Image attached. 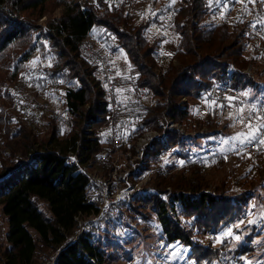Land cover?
I'll return each mask as SVG.
<instances>
[{"label":"trees","instance_id":"trees-1","mask_svg":"<svg viewBox=\"0 0 264 264\" xmlns=\"http://www.w3.org/2000/svg\"><path fill=\"white\" fill-rule=\"evenodd\" d=\"M224 2L229 5L227 10L215 2L209 7V0H175V3L151 0L148 12L144 13V18H139L134 11V0L113 3L103 0H0V147L4 146L0 148V210L8 220L5 243H0V264H37V255L43 248L60 249L54 264H105L108 256L116 257L115 248L119 243L95 237L91 230L69 243L78 226L74 216L80 214L84 218L98 211L95 204L86 200L90 180L75 164L67 162L69 147L83 162L97 160L101 155L110 156L113 147L102 130L113 119L131 111L143 113L144 118L137 122L141 128L129 133L124 150L132 149L142 127L162 131L159 121L165 117L180 123L187 131L205 126L216 130L221 121L193 115L190 103L205 97L211 99V93L217 88L225 87L234 93L256 86L254 78L244 69L250 64L258 66L263 60L250 36L254 21L264 15L262 3L256 0L248 5L251 14L244 11L238 15L232 13L237 7L233 0ZM63 4L66 5L64 14L49 20L47 31L43 32L37 20ZM149 8L156 15H152ZM172 9L170 24L177 41L171 55L163 53L159 61L158 53L167 39L164 18ZM221 11L225 12L223 19ZM161 16L164 18L160 19ZM154 24L158 25L156 30L160 34L151 28ZM96 28L108 33L104 41L113 49H124L136 67V76L130 80L135 94L133 99H119L115 89L122 83L120 81H115L113 90L109 89L98 61L82 47L81 41ZM44 36L48 38L47 55L51 65L46 71L51 81L62 85L64 106L72 122L65 136L52 113L44 116L42 124L47 129L41 134V126H28L22 109L14 105L17 95L13 93L23 81L25 65L37 47L43 46ZM250 46L252 51L248 54ZM229 66L235 68L231 76L227 75ZM256 74L264 78V70ZM142 88L152 93L156 98L154 103L141 101L139 91ZM215 112L217 117L219 110ZM90 119L92 132L83 128ZM165 133L166 140L157 139L147 149L149 166L167 160L165 164L172 170L178 166L179 159L192 160V151L182 140V133L176 129ZM207 143L216 144V140H207ZM262 148L250 152L258 156ZM111 164L109 158L105 170ZM256 165V175H261L264 161ZM201 172L197 164L174 170L167 176L156 171L141 192L125 197L124 202L149 211L148 218L152 217L158 224L166 243L188 247V259L197 264L213 263L228 251L235 257L249 253L252 243L242 242L230 247V238L213 246L195 238L196 234H215L237 221L249 219L244 209L250 199L247 192L235 197L221 189L214 195L201 192L206 186ZM172 206L175 210L179 208L185 221L172 218L169 213ZM123 214L124 210L107 223L110 230L124 225ZM247 235L250 240L255 234Z\"/></svg>","mask_w":264,"mask_h":264},{"label":"rangeland","instance_id":"rangeland-1","mask_svg":"<svg viewBox=\"0 0 264 264\" xmlns=\"http://www.w3.org/2000/svg\"><path fill=\"white\" fill-rule=\"evenodd\" d=\"M134 1L136 3V7L134 11L139 18H142L144 16V13L146 14L148 12V6L151 0H134ZM65 9H66V5L63 4L57 7L56 9H54L52 12L43 14L37 20V23L42 27V31L46 32L47 31L46 26L48 27L49 20L60 18L64 14ZM232 11H233L232 13H234L235 9H233ZM173 12L174 10L173 11L170 10V12H168L167 16L164 18L163 25L166 26L165 33L167 39L164 41V43H162L163 46H161L162 47L161 53H158L159 61L163 58L164 54L169 55L168 53H171V51H173V49L175 48L177 35L173 30L172 24H170V22H172V14H174ZM151 28L154 31H156L157 34H160L159 31L156 30V28H158L157 24L156 25L154 24ZM108 36H109L108 33L104 34L103 29L101 30L99 28H96L94 33L92 32V34L88 35V38L93 42L96 50L97 51L100 50L102 55H104V57L107 60H109L111 66L113 67L114 82L112 86H109V89L113 90L115 81L116 82L120 81L122 83L119 84L115 89V92L118 94L119 99L121 100H125L128 98L133 99L135 97V94L132 88V84L130 83L131 82L130 80L134 79L135 78L134 76H136V71H137L136 67L133 65L132 61L130 60L128 54L124 49L120 47H117L115 49L109 47V45L104 41L105 39L107 40ZM45 38L46 37L44 36V38L42 39L44 41V44L41 49V54L43 58L47 60L46 67H48L50 63L49 55H46L44 52H45V48L46 47L49 48V46H48V39ZM251 51H252V46L248 47L247 53L248 52L251 53ZM256 51L259 54H261L263 60L260 61L261 64L258 66L250 64L254 68L253 71L254 76L251 75L250 76L254 78V80L256 81V86L255 85L252 87L248 86L245 89L239 90V96L243 101V105H242L243 107H248L253 103L257 104V106L259 104H264V90L259 89V86L257 84V82L259 83L264 81V78H259L256 74V71L264 70V48L261 50V48L258 49L256 47ZM34 56L35 58L33 59L30 58L26 63L25 71L28 67H30L31 62L33 60H36V55ZM175 61L176 60H174V63H177V61L176 62ZM36 64L38 65V63ZM46 73L48 74V72ZM118 90H122V91H118ZM258 92L260 93L259 95ZM244 93H249V95H244ZM139 95L141 101L146 104L154 103L156 100V98L152 95V93L148 92L144 88H142L139 91ZM184 100H186V98H184ZM47 102L49 103V107H48L49 110L45 111L42 118L39 120L40 122L35 126L36 127L41 126L39 128L40 131L42 132L41 134L43 133L45 134L47 127L42 124V122L44 121V116L50 114L51 112H58L59 114H61V120L55 122L57 123V125L62 126V130H61L62 136H65L70 131L72 127V122L64 106L63 87L62 85H60L59 82L56 87L49 89L47 94ZM212 102H213L212 99H208L206 97L201 98L195 102H191L190 109L193 115L195 116H199L203 118H213V117L217 118L218 120L221 121L219 127L215 130L205 126L200 130L187 131L181 125L185 130V133L186 132L188 133L182 137V140L186 142L190 147L192 151L191 154L192 160L184 161L183 159H179L177 161L178 166H176L172 170L168 168L164 160L157 161L156 165L165 166L168 170L166 174H164L161 169L157 171L158 173H161L163 176H167L168 174L172 173L174 170L188 169L191 165L197 164L199 167H201L202 169L201 175L203 176L206 182V186L205 188H202L201 192L206 191L214 195L217 189H221L231 192V197H235V195H238L241 192H247L250 195V199L247 202L246 207L244 206V209L246 208L245 209L246 216L251 220H256L257 223L248 224L247 221L249 219L243 220L244 224H242L239 227L241 228V230L237 231L236 229H234V232L237 235H240L241 239L239 241H234L232 240L231 237H228L226 239L231 238L230 240L232 241V243L230 247H234L236 244L246 242L249 244L252 243L253 249L245 255L242 256L237 255V257H235L233 253H230L231 251H228L221 259L213 263L203 262L198 264H246V260L244 258H247V260H252L253 264H256L257 261L264 262V218H262V213H264V168H263V173L261 175L258 174L256 175V169H257L256 162L258 163L264 161V149L263 148L261 149V154L258 156H254L253 155L254 152L252 153L248 152L253 156L249 157L248 153H245L242 156L240 155L237 157L238 152L234 153L233 151H236L240 147L245 146L247 143L241 144L239 141L232 140L231 137L235 136L238 132L241 131L246 132L248 131V129L244 125L239 124L236 119H233L232 116H230V114H236L237 109L240 107L231 108L229 110H223L222 108H220L218 102L215 101L216 102L215 104H212ZM216 109L219 110L217 117L215 115ZM131 112L134 113L138 111H131ZM257 114H252V115L256 116ZM259 114L264 115V112H261ZM244 116L246 118L248 117L247 111L244 113ZM121 117L122 116H120L119 118ZM165 119L166 117L160 119V122L163 121L165 123ZM254 120L255 119L253 118V123L255 124ZM132 124L133 123H131V125ZM109 125L110 123L107 126H105V128H103L102 130V132L105 133L106 141H107V134L109 132ZM161 128L163 130L159 131L160 133L169 130V129L164 130L163 127ZM217 133L219 135H216ZM208 136L210 139L208 138ZM207 140H211L213 142L216 140V144L210 143L211 145H213L211 146L207 143ZM225 141L228 142L225 143ZM3 147L4 146L0 148L2 149ZM207 151H225L226 153H229L231 151L232 153H229L230 155L225 154L222 158H218L211 163L205 162V164L203 165V163L200 161L205 157V153ZM241 152H245V151H241ZM224 158L228 160L223 161ZM174 159H175L174 156H172L171 160ZM181 161H183V164H181ZM108 170L109 168L105 170L104 167L102 168L101 171L104 175H107ZM148 181L143 184L142 189L139 190L138 193L144 189ZM134 194H127L122 198L119 210L120 211L124 210L123 219H122L124 225L123 224L119 225L116 229L112 228V230H110L107 224L114 217H110L109 219L102 217L95 221H90V215L83 218L87 220L83 232L87 230H91L95 233L94 234L95 237L100 236L101 239L108 238L111 239L110 241H115L119 243V245L115 248V251L117 252L116 257H113L112 255L108 256V259L105 264H197L193 259L190 260L188 259V254L190 252V249L188 247L180 244L166 243V240L161 236L158 224L155 222V220L152 219V217L148 218L149 211L143 208H135V205L132 206L131 204L124 202L125 197L132 196ZM253 205H255V207H253ZM44 208L45 206L42 205V209ZM171 209L173 210L174 207L172 206L169 211L170 215L174 220L181 219L182 221H185V217L181 215L178 207H176V210L174 209L173 211ZM239 222L240 221H237L233 225ZM227 228L218 231L215 234L210 233L209 235L206 236L196 234L195 238L198 239L203 244L206 245L211 244L213 246H219L222 243H216V237L219 236L223 231H226ZM7 230H8V220L0 210V243H5V234ZM79 232H80V228L78 225L76 230H74L72 236L69 238V243L70 241L72 240L76 241L79 238V236L76 237V233ZM210 232H214V231L211 230ZM250 232H253L255 235L252 236L250 240H247L248 238L247 234ZM172 245L182 246L181 251L176 256L175 259H173L169 255V253L173 251V248L171 247ZM59 251L60 249L55 250L53 248L41 249V251H39L37 255V264H53V262L57 258Z\"/></svg>","mask_w":264,"mask_h":264},{"label":"built area","instance_id":"built-area-1","mask_svg":"<svg viewBox=\"0 0 264 264\" xmlns=\"http://www.w3.org/2000/svg\"><path fill=\"white\" fill-rule=\"evenodd\" d=\"M105 2L113 3L117 0H103ZM235 2V0H233ZM261 2V0H258ZM264 7V2H261ZM235 12L238 15H242L243 5L236 3ZM240 4V5H238ZM264 18V15L262 16ZM260 18V19H262ZM256 19L253 23L255 27H252L250 36L253 39L256 47L261 50L264 48V24L257 23ZM46 26V30H47ZM45 39H48L47 37ZM43 41V40H42ZM81 45L85 52L93 59L98 61L99 68L102 74L104 82L108 86H112L114 82V70L109 60L105 57L100 56L96 50L93 42L86 36L82 41ZM43 46L37 47L31 58H35L38 61L36 67H28L24 73L23 81L19 84L16 89V100L15 107L21 108L24 116L25 123L28 126L37 125L42 118L45 111H48L49 103L47 102V94L49 89L56 87L58 82L51 81L46 73L47 60L43 58L41 49ZM48 48H45V54L47 55ZM176 62V61H175ZM235 68L229 66L227 69V75L231 76ZM254 68L252 65L247 66L244 72L254 76ZM259 89L264 90V81L257 82ZM228 96L237 97L233 101L226 99ZM213 101L218 102L223 110H229L231 108H238L243 105V101L239 96V92L235 91L230 93V90L225 87L217 88L210 95ZM22 101V103H21ZM259 109L264 110V104H259ZM264 112V111H261ZM260 112V113H261ZM56 122L61 120V114L58 112H51ZM253 114H257L254 112ZM144 118V114L141 112H128L125 113L121 118H115L109 125V132L107 134V141L113 147L111 156L102 155L98 160H88L83 162L77 152L73 148L69 147L67 152V162L75 164L90 180L91 186L86 195L88 203L95 204L98 207L97 212L90 214V221L98 220L102 217L109 219L110 217H116L120 214V204L122 198L127 194H134L142 189L144 183H146L151 175L157 171L162 170L164 174L167 173L165 166H149L150 158L147 152L149 146L157 140H165V131L159 132L157 129H149L146 126L142 127L141 133L138 135L132 149H123L125 143L128 142L129 133L131 130L136 131L141 128V125L137 124L138 121ZM131 123H133L131 125ZM159 125L165 129L176 128L184 136L185 130L180 123L175 122L172 118L166 117L165 123L159 121ZM83 128L88 131H93L92 119L86 121ZM192 133V132H190ZM259 139V137H258ZM1 143V136H0ZM257 141L247 143L245 146L240 147L236 152H250L255 150ZM36 148L39 150L40 144H36ZM61 151L60 148H58ZM229 153H232L231 151ZM225 151H207L205 157L200 161L203 165L211 163L218 158H222L225 154L230 155ZM109 158L112 160L111 167L108 170L107 175L102 173V168L106 167ZM122 167V168H121ZM173 211V210H172ZM78 222L80 232L76 233V237L80 236L85 229L87 220L83 219L80 214L74 216ZM156 229V228H155ZM75 240L70 241V243ZM56 261V260H55ZM53 262V264L55 263Z\"/></svg>","mask_w":264,"mask_h":264},{"label":"snow or ice","instance_id":"snow-or-ice-1","mask_svg":"<svg viewBox=\"0 0 264 264\" xmlns=\"http://www.w3.org/2000/svg\"><path fill=\"white\" fill-rule=\"evenodd\" d=\"M218 3L221 5V7L224 10H227L229 5L228 3H225L224 0H209V7H211L212 3ZM236 3H241L244 7H243V11L248 12L249 14H251V10L248 8L249 4H254L256 3V0H235ZM261 2H264V0H261ZM172 3H175V0H172ZM149 12H151L152 15H156V12H152L151 9L149 8ZM160 19H163L164 17H159ZM220 18L223 19L225 18V12L221 11L220 13ZM257 23L259 24H264V18L260 19L257 21ZM253 27H255V25H253ZM169 55H171V53H168ZM37 61L33 60L30 64L31 67H35L36 66ZM49 66H51L49 64ZM119 74V73H118ZM61 83H63V81H60ZM118 91H122V90H118ZM13 95H16V93H13ZM244 95H249V93H244ZM227 100L229 101H233L235 99H237V97L234 96H228L226 97ZM22 103V101H21ZM216 102L213 101L212 104H215ZM220 107H223V105H219ZM247 111L248 113V117L246 118L244 116V113ZM261 111H264L262 109H259L257 104L253 103L248 107H240L237 109V113L236 114H230V116H232L233 119H236L237 122L241 125H244L248 131L244 132H238L235 136L231 137L232 140H236L239 141L241 144H245V143H252L253 141H257L256 143V147L259 150L261 147H264V115L259 114ZM256 112L258 113L255 117H253V113ZM253 118L257 121V123H253ZM259 137V139H258ZM228 141H225V143H227ZM238 154H243V153H239ZM248 156L250 157L251 154L248 153ZM167 162V160L165 161ZM181 164H183V161H181ZM253 207H255V205H253ZM262 218H264V213H262ZM248 224H253V223H257L256 220H251L249 219L247 221ZM242 224H244V221L241 220L239 223L228 227L226 231H223L219 236L216 237V243H224L225 239L228 237H231L232 240L234 241H239L241 239L240 235H237L234 232V228H239ZM173 248V251L169 253V255L175 259L176 256L179 254V252L181 251V247L180 245H172L171 246ZM246 260V264H253L252 260H247V258H244ZM256 264H264V262H260L257 261Z\"/></svg>","mask_w":264,"mask_h":264}]
</instances>
